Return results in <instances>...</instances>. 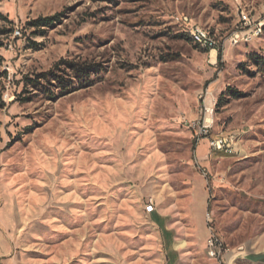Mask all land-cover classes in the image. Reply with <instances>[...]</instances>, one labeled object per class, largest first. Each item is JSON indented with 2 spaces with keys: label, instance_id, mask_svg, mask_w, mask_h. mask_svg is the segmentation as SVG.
I'll return each mask as SVG.
<instances>
[{
  "label": "rangeland",
  "instance_id": "1",
  "mask_svg": "<svg viewBox=\"0 0 264 264\" xmlns=\"http://www.w3.org/2000/svg\"><path fill=\"white\" fill-rule=\"evenodd\" d=\"M243 15L264 0H0V264H264V32L212 61L183 21Z\"/></svg>",
  "mask_w": 264,
  "mask_h": 264
},
{
  "label": "built area",
  "instance_id": "2",
  "mask_svg": "<svg viewBox=\"0 0 264 264\" xmlns=\"http://www.w3.org/2000/svg\"><path fill=\"white\" fill-rule=\"evenodd\" d=\"M241 28L236 29L233 35L228 38H223L222 41H218L212 34L208 32H201V26L192 23L188 17H184L185 28H190L193 32H198L199 36L206 42V49L217 51L220 46L224 45L226 42L236 45L240 42V39H247V41L254 38V36H260L264 32V19L259 21L251 22L249 18L243 15ZM212 109L205 108V115L202 122H197L194 126L197 127L200 137L207 136V132L212 125ZM209 148L216 152H228L231 151V144L228 142V138L224 136H216L214 138L208 139ZM205 220L208 230V237L206 239V249L207 255H211V259H218L224 253V247L222 240L215 233V229L212 226V218L209 212L205 214Z\"/></svg>",
  "mask_w": 264,
  "mask_h": 264
},
{
  "label": "trees",
  "instance_id": "3",
  "mask_svg": "<svg viewBox=\"0 0 264 264\" xmlns=\"http://www.w3.org/2000/svg\"><path fill=\"white\" fill-rule=\"evenodd\" d=\"M57 20H59V14H54L51 16H43V17H38L31 22H29V25L32 27H42V26H52ZM218 57H221V49H218ZM223 95V94H222ZM4 105V104H2Z\"/></svg>",
  "mask_w": 264,
  "mask_h": 264
},
{
  "label": "bare ground",
  "instance_id": "4",
  "mask_svg": "<svg viewBox=\"0 0 264 264\" xmlns=\"http://www.w3.org/2000/svg\"><path fill=\"white\" fill-rule=\"evenodd\" d=\"M201 32H207V31L201 27ZM189 33L191 34V37L193 38V40H194L196 43H198V44H200V45H203V46H206V42H205V40L202 39V36H199L198 32H193L192 30H189ZM215 54H216V51H215L214 49H212V50L210 51V58H211L212 61L215 60ZM211 60H210V61H211ZM210 256H211V255H210Z\"/></svg>",
  "mask_w": 264,
  "mask_h": 264
},
{
  "label": "crops",
  "instance_id": "5",
  "mask_svg": "<svg viewBox=\"0 0 264 264\" xmlns=\"http://www.w3.org/2000/svg\"><path fill=\"white\" fill-rule=\"evenodd\" d=\"M216 52H217V51H216ZM197 151H198L199 153H202V151H203V145H202V144H200V145L197 146ZM171 244H172V246H174L173 242H172ZM172 252H173V251H172Z\"/></svg>",
  "mask_w": 264,
  "mask_h": 264
}]
</instances>
